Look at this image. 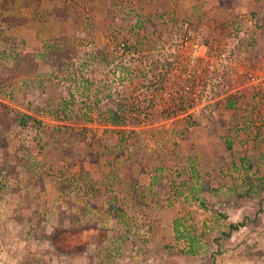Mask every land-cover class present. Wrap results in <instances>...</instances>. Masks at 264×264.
<instances>
[{
    "label": "rangeland",
    "instance_id": "rangeland-1",
    "mask_svg": "<svg viewBox=\"0 0 264 264\" xmlns=\"http://www.w3.org/2000/svg\"><path fill=\"white\" fill-rule=\"evenodd\" d=\"M22 3L32 35L0 31V264H264V0ZM122 96L124 135L99 117Z\"/></svg>",
    "mask_w": 264,
    "mask_h": 264
},
{
    "label": "trees",
    "instance_id": "trees-1",
    "mask_svg": "<svg viewBox=\"0 0 264 264\" xmlns=\"http://www.w3.org/2000/svg\"><path fill=\"white\" fill-rule=\"evenodd\" d=\"M143 29V28H141ZM147 30V29H146ZM126 42V41H125ZM118 45L119 49H123L126 50L128 49L126 47V43H121ZM131 46H134L131 45ZM130 50L128 49L127 53H129ZM105 55V54H104ZM105 57V56H103ZM7 73H4V76H2L3 79L7 78ZM128 96H122L121 98H119L118 102H117V106L115 109L113 108H108L106 109V111L104 113H101L100 117V123L101 125L104 126H111L114 127L120 134H125L126 133V128L128 127V122L129 120H127V114L129 113V111H136V113H138V116H140L139 113H141L139 110L141 108V106H136L135 103L131 102L127 99ZM133 112V113H134ZM137 120H140V117L137 118ZM88 121H92L90 118ZM123 145L121 142L117 143L115 145L116 148H121ZM114 147V149H115ZM166 176H164L162 174V169H157L156 170V174H154L150 180V188H156L158 189L159 192H166L167 189L169 188L168 184L164 181ZM184 183V182H183ZM179 196H181L183 193L181 190H179L178 192ZM240 224H232V228L234 230L238 229Z\"/></svg>",
    "mask_w": 264,
    "mask_h": 264
},
{
    "label": "crops",
    "instance_id": "crops-1",
    "mask_svg": "<svg viewBox=\"0 0 264 264\" xmlns=\"http://www.w3.org/2000/svg\"><path fill=\"white\" fill-rule=\"evenodd\" d=\"M5 3L1 2L0 0V24L6 25L0 26V31L5 29L8 35L17 36L21 34L23 31L31 27L28 24H31L32 18L30 15H25L23 13L24 10H29L31 4L23 5L22 0H12V3H7L8 0H2ZM30 11V10H29ZM32 31V30H31ZM29 32V35H32V32ZM17 32V34L15 33Z\"/></svg>",
    "mask_w": 264,
    "mask_h": 264
}]
</instances>
